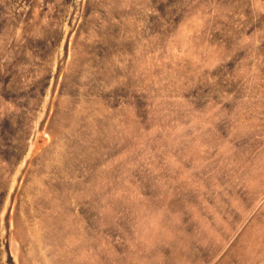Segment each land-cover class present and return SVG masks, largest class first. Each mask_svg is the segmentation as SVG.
<instances>
[{"label":"rangeland","instance_id":"374dc122","mask_svg":"<svg viewBox=\"0 0 264 264\" xmlns=\"http://www.w3.org/2000/svg\"><path fill=\"white\" fill-rule=\"evenodd\" d=\"M0 264H264V0H0Z\"/></svg>","mask_w":264,"mask_h":264}]
</instances>
